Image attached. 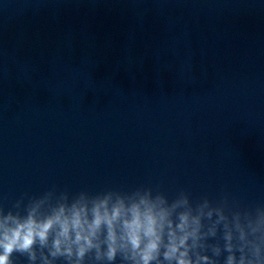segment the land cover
Listing matches in <instances>:
<instances>
[{
	"label": "water",
	"instance_id": "water-1",
	"mask_svg": "<svg viewBox=\"0 0 264 264\" xmlns=\"http://www.w3.org/2000/svg\"><path fill=\"white\" fill-rule=\"evenodd\" d=\"M0 175L264 204V0H0Z\"/></svg>",
	"mask_w": 264,
	"mask_h": 264
},
{
	"label": "clouds",
	"instance_id": "clouds-1",
	"mask_svg": "<svg viewBox=\"0 0 264 264\" xmlns=\"http://www.w3.org/2000/svg\"><path fill=\"white\" fill-rule=\"evenodd\" d=\"M264 264V204L52 188L0 207V264Z\"/></svg>",
	"mask_w": 264,
	"mask_h": 264
}]
</instances>
